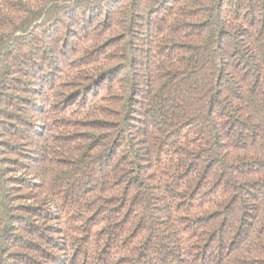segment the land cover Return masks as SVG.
Instances as JSON below:
<instances>
[{
    "label": "trees",
    "instance_id": "16d2710c",
    "mask_svg": "<svg viewBox=\"0 0 264 264\" xmlns=\"http://www.w3.org/2000/svg\"><path fill=\"white\" fill-rule=\"evenodd\" d=\"M0 264H264V0H0Z\"/></svg>",
    "mask_w": 264,
    "mask_h": 264
}]
</instances>
